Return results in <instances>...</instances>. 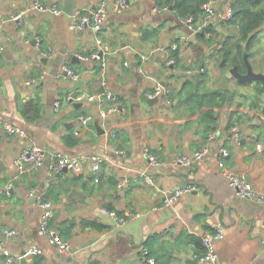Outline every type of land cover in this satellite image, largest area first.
Returning <instances> with one entry per match:
<instances>
[{
  "label": "crops",
  "instance_id": "0c3cea01",
  "mask_svg": "<svg viewBox=\"0 0 264 264\" xmlns=\"http://www.w3.org/2000/svg\"><path fill=\"white\" fill-rule=\"evenodd\" d=\"M39 1L47 10H38L33 0H0V244L21 255L22 264H145L144 248L155 264H210L196 255L204 250L202 237L220 225L223 237L213 244L224 264H264V199L238 195L220 172L213 152L187 166L175 161L176 156L197 150L207 140L209 132L201 133L195 114L190 115L181 103L179 90L185 79L198 74L199 58L204 56L205 65L208 62L212 68L231 28L229 21L213 18L205 31L211 41L206 43L177 22L172 10H154L155 0H128L122 12L108 5L99 31L71 30L76 10L89 12L102 0H74L70 13L63 10L66 0ZM223 5L216 3L218 12ZM51 7L61 8L62 13L52 12ZM20 12L26 16L17 22L15 16ZM145 29L152 36L146 37ZM96 36L102 40L106 59L104 84L96 71L100 60L83 58L96 49ZM36 38L39 49L32 42ZM174 43L179 59L170 67L165 58ZM63 65L78 72L79 78L60 75ZM213 66L215 73L224 71L216 63ZM28 79L31 82L26 84ZM209 79L206 86L227 85L217 77ZM155 80L169 83L170 104L149 102L147 93ZM101 86L120 106L105 118H100L96 100L103 93ZM69 94L83 97L68 101ZM236 108L226 102L217 110L220 131L212 144L226 146V166L264 195V114L243 102L237 108L240 116H233L236 136L230 123ZM87 114L91 119L82 125L79 116ZM95 121L104 132H99ZM5 122L24 128L25 135L8 134ZM112 130L114 135L109 133ZM33 144L45 150L46 160L39 166L27 164L25 171L16 173L14 158ZM145 148L162 163L152 164ZM56 151L69 156L97 153L104 160L96 172L88 162H83L80 173L62 171L50 164ZM123 178L128 186L119 190L116 183ZM184 182L185 187L194 188L183 187L173 203L163 205L166 193ZM73 188L83 198H68ZM31 190L52 203L50 222L71 243L70 251L59 252L47 243L39 229L42 208ZM102 208L114 210L125 220L118 222ZM33 244L39 252L31 251Z\"/></svg>",
  "mask_w": 264,
  "mask_h": 264
},
{
  "label": "built area",
  "instance_id": "2783aa9c",
  "mask_svg": "<svg viewBox=\"0 0 264 264\" xmlns=\"http://www.w3.org/2000/svg\"><path fill=\"white\" fill-rule=\"evenodd\" d=\"M223 2V10L218 12L216 3ZM108 5L113 6L114 10L117 12H122L126 6H128V0H102L93 10L80 13L76 10L73 14L74 19L71 21L69 27L71 30H83L85 28H90L94 31H99L102 28L104 19L107 15ZM33 6L36 7L40 11L47 10L45 4L40 2L39 0H33ZM204 15L200 21H195L192 16H174L177 22H181L186 26L188 31L192 34H195L198 31L204 30V28L211 22L213 18H219L223 20L229 21L232 17V6L231 0H206L203 3ZM169 10V7H154V10ZM52 12L56 14L62 13L61 8L51 7ZM171 11V10H169ZM25 12H20L15 16V19H19L22 14ZM3 22V17L0 14V25ZM184 38H188V36H184ZM28 41V40H27ZM36 46L38 49L40 48L39 39H35ZM96 49L92 52L90 56H83L84 59L95 58L96 60H100V69L99 74L101 77V83L104 84V70L106 59L103 57V46L102 40L100 37H95ZM158 49H163V47H158ZM169 49H178L177 43L172 44ZM43 55H48V52H42ZM142 58H145L142 55ZM125 65H128V61L124 62ZM166 65H174V58L170 57L169 54L165 58ZM140 69V66H138ZM191 70H188V73ZM203 66H200L196 69V72H203ZM60 75L63 77H68L73 80H77L79 78V73L74 71L72 68L63 65L61 67ZM31 80H26L25 83L29 84ZM167 85H162L159 80H155L153 88L147 93L148 98H155L156 100H161L164 104H170L171 97L169 88ZM83 94H69L66 96V100H80L82 99ZM97 103L99 106L98 114L100 118H105L108 114L114 112L118 108V102L108 91L103 92L98 95ZM59 102H55V106L58 107ZM91 119V115H81L79 116V121L82 125H88ZM5 130L8 134H18L20 136L25 135V129L19 126L12 125L10 122L4 123ZM237 128L235 125L231 126L232 134L237 136L236 132ZM219 128H215L210 131L207 136L206 142L197 150L188 153L181 154L176 156V163L181 165H191L197 160H200L206 154L213 152L216 156L217 165L220 169V172L223 176L228 180L229 185L236 190V193L242 197L252 198V199H264V195L258 193L250 181H248L244 176L236 173L233 169L229 168L225 164L226 158L229 156V150L223 144H218L214 146L212 142L216 138L217 132H219ZM110 135H114L115 132L110 131ZM148 160L154 165H160L162 161L156 155H153L148 148L144 149ZM118 153L125 155L123 150H117ZM53 162H51V166L57 170H61L64 166L67 169L72 170L75 173H80L83 170V162H88L91 170L94 172L100 170L101 163L104 160V156L97 153L92 154H78L76 156H69L60 151H56L52 154ZM46 160L45 150L39 146L38 144H33L30 147H27L20 151V153L14 158L13 165L15 167L16 173H20L25 171L28 166L27 164H33L35 166L42 165ZM145 179L149 183H153V179L149 175H144ZM128 186V181L125 178L119 179L116 183V187L119 190L124 189ZM186 189L194 188L193 185H188L185 187ZM182 193V188H175L166 193V195L162 199L163 205H168L173 203ZM30 194L36 196L37 203L41 206L42 212L40 215V232L46 235L47 243L56 249L59 252H68L72 249L71 243L64 239L61 236L60 230L51 224V218L53 217L52 203L49 200H45L41 195L36 194L34 190L30 191ZM102 212L106 213L109 216L114 217L118 222H122L125 220L124 217L118 215L114 210H109L107 208H102ZM8 234H11L13 230H7ZM223 237V228L220 225H216L213 232L207 233L202 237V246L204 248L203 252L196 255L197 259L201 261L210 262V264H224L218 257L217 252L214 249L213 240L219 239ZM261 242L264 243V232L261 236ZM31 251L39 252L40 249L38 245L33 244L30 246ZM144 260L148 264H155V259L149 254L146 248L143 249ZM23 257L19 254H14L7 245L0 244V264H22Z\"/></svg>",
  "mask_w": 264,
  "mask_h": 264
},
{
  "label": "trees",
  "instance_id": "16d2710c",
  "mask_svg": "<svg viewBox=\"0 0 264 264\" xmlns=\"http://www.w3.org/2000/svg\"><path fill=\"white\" fill-rule=\"evenodd\" d=\"M205 1L206 0H155V4L159 8L172 6L171 10L173 12V16L182 17L190 15L197 22L200 21L204 15L202 5ZM231 6L232 17L228 23L231 27H236V31L229 32L226 36H224V39L218 49L219 59L216 64L222 70L229 69V67L236 64L238 69L244 72L246 67L243 60V43L247 41L246 50L248 52V58L252 63L251 47L258 32L264 25V0H231ZM208 28L209 24L204 28V30L195 33L196 35H199L200 38H203L206 43H210L211 41L210 38L205 36V31ZM144 33L146 37L152 36L153 34L147 29L144 30ZM169 56L174 58L176 64L179 59L178 49H171ZM203 57L204 56L198 59V63H202L201 66L204 67L205 58ZM99 68V66L96 67L97 72H99ZM206 75L207 73L204 70L203 72H198V74L194 77L185 79L181 89L179 90V95L181 94V103H183L186 109L189 110L190 115L195 114V121L200 125L201 133H203L204 136L216 128L218 119L217 110L220 109L222 105L226 102L230 104L234 103L238 109L243 105V101H235L236 94L233 88L227 85L223 87L206 86ZM236 81L239 83L254 84L256 93L254 97L251 96L250 105L264 114V103L261 98L262 94H264V82L258 79L247 81H239L236 79ZM242 94V96H247L244 92ZM237 108L230 114L231 125H233V118L235 116H240ZM72 140L77 142L78 138H73ZM88 223L93 224L94 222Z\"/></svg>",
  "mask_w": 264,
  "mask_h": 264
},
{
  "label": "rangeland",
  "instance_id": "374dc122",
  "mask_svg": "<svg viewBox=\"0 0 264 264\" xmlns=\"http://www.w3.org/2000/svg\"><path fill=\"white\" fill-rule=\"evenodd\" d=\"M229 26L231 27V25L229 24ZM235 32L236 31V27L232 26L231 28H229L228 32ZM251 51H252V57H251V61H252V65L253 68H255V70H261L264 71V25L262 27V29L258 32L257 37L251 47ZM217 58V57H216ZM214 60L213 65L215 63L218 62L217 58ZM206 65L208 66L206 68ZM206 65L204 66V70L207 73V78L205 80H208L209 78L211 80L215 79L216 77L218 79H216L217 81H219L220 84H227V86L233 88L235 91V101H243L245 102V104H247L248 106L251 103V96H255L256 93V89L254 87L253 83H239L236 81V79L234 77H231L230 73L228 72V69H224V71L226 72V74H228L230 77L227 78L225 76L224 71L223 72H218L215 73L213 71V65L212 68H209L208 62H206ZM207 69V71H206ZM205 76V77H206ZM209 79V80H210ZM207 84V83H206ZM246 94L247 96H242L243 93ZM262 101L264 103V94H262L261 96Z\"/></svg>",
  "mask_w": 264,
  "mask_h": 264
},
{
  "label": "water",
  "instance_id": "95a60500",
  "mask_svg": "<svg viewBox=\"0 0 264 264\" xmlns=\"http://www.w3.org/2000/svg\"><path fill=\"white\" fill-rule=\"evenodd\" d=\"M74 0H66L65 1V6L63 8V10L66 12V13H70L73 9V7L76 5V2L74 3L73 2ZM172 9V6L169 7V10ZM26 14H22L21 17L19 19H15L17 22H19L20 19H22L23 17H25ZM35 40H32V42H34ZM246 43L247 41H245L243 43V47H244V51H243V60H244V63H245V71L242 72L238 69L237 65L234 64L232 65L231 67H229L228 71L230 73L231 76H233L234 78H236L237 80L239 81H247V80H254V79H258V80H261L262 82H264V71H257L253 68L249 58H248V52L246 50ZM136 44V43H135ZM137 45V44H136ZM138 46V45H137ZM140 47V45H139ZM73 58H76V56H73ZM170 67H172V64L169 65ZM163 73V71H162ZM79 81V82H78ZM77 82L80 84H82L83 82L78 80ZM77 83V84H78ZM161 84L162 85H168L169 83L167 81H161ZM105 90V87L104 86H101L100 89H99V92H103ZM90 94V90H87L86 92V95L85 97L87 98L88 95ZM156 101L155 98H150L149 99V102L152 103ZM120 109V106L118 107ZM95 126L97 127V129L99 130V132H104V130H100V126H99V122L98 121H95ZM169 146H170V149H171V152H174V148H173V145H172V141L169 140ZM62 171H67L68 169L64 166L62 169ZM186 186V183H182L180 184V186H178V188H183ZM71 195H75V196H78L79 198H83V193L76 189V188H73L71 191H70V194L68 196V198L71 197ZM192 263H194V260L191 261ZM145 264H148V263H145Z\"/></svg>",
  "mask_w": 264,
  "mask_h": 264
},
{
  "label": "flooded vegetation",
  "instance_id": "af4514ba",
  "mask_svg": "<svg viewBox=\"0 0 264 264\" xmlns=\"http://www.w3.org/2000/svg\"><path fill=\"white\" fill-rule=\"evenodd\" d=\"M20 20H21V19H20ZM20 20H19V21H20Z\"/></svg>",
  "mask_w": 264,
  "mask_h": 264
}]
</instances>
